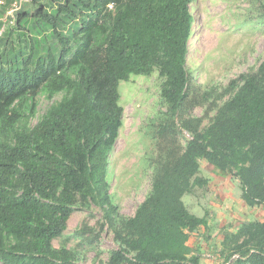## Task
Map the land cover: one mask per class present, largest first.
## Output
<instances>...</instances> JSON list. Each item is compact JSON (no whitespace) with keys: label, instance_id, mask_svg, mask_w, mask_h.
Segmentation results:
<instances>
[{"label":"trees","instance_id":"16d2710c","mask_svg":"<svg viewBox=\"0 0 264 264\" xmlns=\"http://www.w3.org/2000/svg\"><path fill=\"white\" fill-rule=\"evenodd\" d=\"M197 1L31 0L17 13L0 38V264H76L77 250L54 242L75 211L93 205L119 247L103 264H202L200 247L190 242L201 228L210 230L209 217L184 201L209 185L202 160L234 172L247 206L264 209V61L231 81V97L208 127L183 115L193 87ZM155 71L169 117L157 137L166 144L151 161L149 194L127 217L110 183L124 124L119 88ZM41 94L61 99L32 126ZM178 117L192 136L182 153ZM218 256L222 264H264V220L228 233Z\"/></svg>","mask_w":264,"mask_h":264},{"label":"rangeland","instance_id":"374dc122","mask_svg":"<svg viewBox=\"0 0 264 264\" xmlns=\"http://www.w3.org/2000/svg\"><path fill=\"white\" fill-rule=\"evenodd\" d=\"M263 4L264 0H198L193 6L195 22L188 60L193 87L183 115L203 119L202 130L212 123L218 106L231 97L225 93L231 81L256 71L264 61ZM27 7L34 9L31 4ZM161 84L158 71L151 76H132L128 82L120 84L124 124L110 157V183L119 212L127 217L134 216L149 194L154 172L151 161L157 159L166 144L157 137L160 124L169 121L165 115L167 106L161 98ZM60 99L61 95L53 100L39 95L31 125H36ZM175 123V143L182 153L192 136L182 129L180 117ZM201 171L209 185L204 189L196 188L184 201L193 214L208 215L210 230L201 228L190 245L200 247L202 264H222L218 255L226 235L236 233L244 223L263 221L264 209L247 206L234 172L221 173L205 160L201 162ZM102 223L103 212L95 205L77 210L64 236L56 240L54 246L76 249V264L106 263L111 252L119 247L113 232L107 226L102 228ZM85 228L90 231L81 234Z\"/></svg>","mask_w":264,"mask_h":264},{"label":"built area","instance_id":"2783aa9c","mask_svg":"<svg viewBox=\"0 0 264 264\" xmlns=\"http://www.w3.org/2000/svg\"><path fill=\"white\" fill-rule=\"evenodd\" d=\"M31 0H15L0 17V38L3 37L7 29L14 25L16 21V15L23 7L29 3ZM7 5L5 0H0V7H5ZM114 6L111 5L110 9Z\"/></svg>","mask_w":264,"mask_h":264},{"label":"clouds","instance_id":"9594fccd","mask_svg":"<svg viewBox=\"0 0 264 264\" xmlns=\"http://www.w3.org/2000/svg\"><path fill=\"white\" fill-rule=\"evenodd\" d=\"M5 1H6V0H5ZM3 8H4V7H0V11H2ZM5 10H6V9L3 10L2 15H3V13H4ZM2 15H1V16H2ZM1 16H0V17H1ZM16 17H17V15H16Z\"/></svg>","mask_w":264,"mask_h":264},{"label":"crops","instance_id":"0c3cea01","mask_svg":"<svg viewBox=\"0 0 264 264\" xmlns=\"http://www.w3.org/2000/svg\"><path fill=\"white\" fill-rule=\"evenodd\" d=\"M1 12V11H0ZM1 14V13H0Z\"/></svg>","mask_w":264,"mask_h":264}]
</instances>
